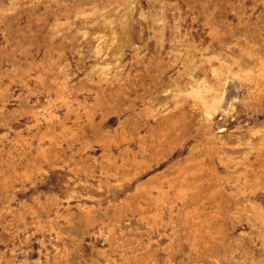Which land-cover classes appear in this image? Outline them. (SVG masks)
Masks as SVG:
<instances>
[{
    "label": "rangeland",
    "instance_id": "1",
    "mask_svg": "<svg viewBox=\"0 0 264 264\" xmlns=\"http://www.w3.org/2000/svg\"><path fill=\"white\" fill-rule=\"evenodd\" d=\"M0 264H264V0H0Z\"/></svg>",
    "mask_w": 264,
    "mask_h": 264
}]
</instances>
